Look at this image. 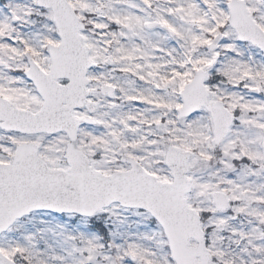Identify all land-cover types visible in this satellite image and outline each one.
<instances>
[{
  "label": "snow or ice",
  "instance_id": "6c2138e0",
  "mask_svg": "<svg viewBox=\"0 0 264 264\" xmlns=\"http://www.w3.org/2000/svg\"><path fill=\"white\" fill-rule=\"evenodd\" d=\"M0 264H264V0H0Z\"/></svg>",
  "mask_w": 264,
  "mask_h": 264
}]
</instances>
